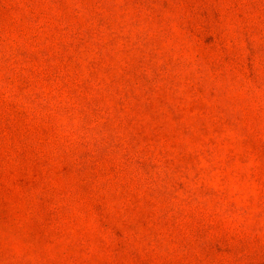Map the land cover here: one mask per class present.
Instances as JSON below:
<instances>
[{
	"label": "clouds",
	"instance_id": "1",
	"mask_svg": "<svg viewBox=\"0 0 264 264\" xmlns=\"http://www.w3.org/2000/svg\"><path fill=\"white\" fill-rule=\"evenodd\" d=\"M0 264H264V0H0Z\"/></svg>",
	"mask_w": 264,
	"mask_h": 264
}]
</instances>
